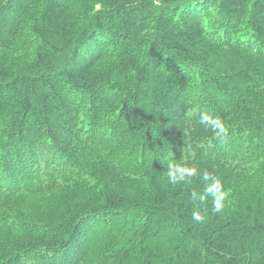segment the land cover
Instances as JSON below:
<instances>
[{
    "label": "trees",
    "instance_id": "1",
    "mask_svg": "<svg viewBox=\"0 0 264 264\" xmlns=\"http://www.w3.org/2000/svg\"><path fill=\"white\" fill-rule=\"evenodd\" d=\"M0 264H264V0H0Z\"/></svg>",
    "mask_w": 264,
    "mask_h": 264
}]
</instances>
